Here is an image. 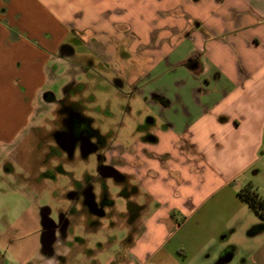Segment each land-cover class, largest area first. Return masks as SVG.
I'll return each mask as SVG.
<instances>
[{
    "label": "crops",
    "instance_id": "1",
    "mask_svg": "<svg viewBox=\"0 0 264 264\" xmlns=\"http://www.w3.org/2000/svg\"><path fill=\"white\" fill-rule=\"evenodd\" d=\"M124 5L126 0H0L1 152H10L29 126L36 99L45 101L51 64L74 56V42L110 65L118 40L111 39L116 48L105 53L97 39L105 29L94 25L121 24L108 15ZM85 17L91 20L83 26ZM151 17L159 21L155 52L169 59L162 71L173 73L164 83L140 84L141 93L149 92L150 124L159 120L160 126L110 151L120 159V174L134 176L147 194L145 203L138 194L132 198L143 206L134 241L105 260L98 256L117 240L87 246L80 258L71 253L84 242L58 241L49 245L57 258L46 252L41 235L44 263L209 264L220 251L217 239L231 233L230 217L251 209L238 190L251 184L264 198L251 179L264 171V0H170ZM192 56L197 64L184 65ZM254 214L260 222L251 227L252 236L264 233V220ZM88 226L97 231L107 222ZM232 256L227 248L216 264ZM245 263L264 264V240L248 250Z\"/></svg>",
    "mask_w": 264,
    "mask_h": 264
},
{
    "label": "rangeland",
    "instance_id": "2",
    "mask_svg": "<svg viewBox=\"0 0 264 264\" xmlns=\"http://www.w3.org/2000/svg\"><path fill=\"white\" fill-rule=\"evenodd\" d=\"M169 1L141 0L136 6L138 9L132 1L126 0L124 7L108 15V19L117 17L121 24L106 22L94 25L102 26L100 30L105 29L97 38L99 45H104L105 53L112 51V47L116 48L111 39L118 40V52L115 57H109L112 59L110 65L107 66L79 42H74V56L51 64L43 92L52 93L55 100L47 102L42 95L39 96L29 126L15 138L13 149L6 155L0 151V264H48L39 259L41 235L44 239V216L57 222L60 213L74 207L78 212L69 218L73 219V225H69L63 239L75 242L78 237L85 244L73 249V257L80 258L87 246L94 247L102 241L118 242L100 254V260L119 250L126 237V227L111 228L107 225L97 231L89 230V208L80 199L73 201L70 197L83 185H90L98 195L106 183L109 194L113 195L110 198L114 202L115 213L127 210V199L119 195L120 185L113 179L105 182L91 180L97 174L95 152L82 154L80 147H76L70 153L61 147L57 136L63 129L58 116L61 113L72 114L76 122L83 123V135L92 142L99 136L108 145L129 144L148 130L160 126L159 120L153 125L148 123V118L153 117L151 106L145 100L149 92L141 93L140 84L150 86L172 79L173 73L162 71L169 59L155 52L156 43L160 42L157 32L159 21L151 17L154 11H165ZM88 20L91 19L83 18V26ZM251 179L264 193V171L252 174ZM127 180L134 184L135 178L130 176ZM138 191V200L147 202V194L143 190ZM148 203L152 209L154 206L150 201ZM103 221L108 223L106 218ZM258 222L260 220L247 206L237 211L229 219L230 235L222 241L217 239L215 246L220 251L215 257H209V264H216L220 253L227 248H231L233 256L223 264H248L245 263L248 250L252 251L260 240H264V233L254 236L249 233ZM205 260L209 259L206 257Z\"/></svg>",
    "mask_w": 264,
    "mask_h": 264
},
{
    "label": "flooded vegetation",
    "instance_id": "3",
    "mask_svg": "<svg viewBox=\"0 0 264 264\" xmlns=\"http://www.w3.org/2000/svg\"><path fill=\"white\" fill-rule=\"evenodd\" d=\"M134 88L138 89L137 87ZM44 96L45 101L47 102H53L55 100L52 93L46 92ZM58 119L61 120L59 125L63 129V131H61L62 133H59V136H57L61 147L65 148V150H68L70 153H72L76 147H80L82 154L95 152L97 158V174L94 178L91 177V180H101L102 182H105L107 179H113L120 185L119 195L126 197L128 206L125 212L115 213L114 202L108 197L109 190L106 183L102 185V190L98 195L92 190L90 185H83L78 191L74 193L72 192V194L70 193L72 195L70 198L73 201L80 199L81 203L89 208L91 218L88 219V222L90 226H102V220L104 218L107 219V225L111 228H120L124 225V227H126V237L120 244H132L137 233L136 222L140 217L143 206L137 204L132 199L133 196L138 194L137 186L135 184H128L125 176L118 171L120 159L117 156L110 154L113 145L104 144V141L99 138V136L96 141L92 142L89 137L82 134L83 123L76 122L72 114L68 116L61 113L59 114ZM150 121L151 119L148 118V123H150ZM64 122H68L69 124H65ZM63 124L65 126H63ZM77 212L78 211L75 207L70 210L68 209L65 212L63 211L60 213L57 222L51 220L47 215L44 216L43 241L46 247V252L49 255L60 258V256L56 254L49 245L56 244L58 241H60L62 245H70L72 243V240L67 241L64 239L67 235V230L70 227L69 225H73V219L69 218H72ZM114 219H116V221ZM77 240L84 242V240L79 239L78 237Z\"/></svg>",
    "mask_w": 264,
    "mask_h": 264
},
{
    "label": "trees",
    "instance_id": "4",
    "mask_svg": "<svg viewBox=\"0 0 264 264\" xmlns=\"http://www.w3.org/2000/svg\"><path fill=\"white\" fill-rule=\"evenodd\" d=\"M197 64L196 56L189 57L183 64L190 66ZM238 196L261 218L264 220V198L260 196L257 189L251 184H246L237 192Z\"/></svg>",
    "mask_w": 264,
    "mask_h": 264
}]
</instances>
